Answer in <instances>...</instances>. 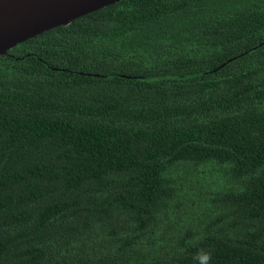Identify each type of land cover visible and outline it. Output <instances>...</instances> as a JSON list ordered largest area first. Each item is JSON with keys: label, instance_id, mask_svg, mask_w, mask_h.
Returning <instances> with one entry per match:
<instances>
[{"label": "trees", "instance_id": "16d2710c", "mask_svg": "<svg viewBox=\"0 0 264 264\" xmlns=\"http://www.w3.org/2000/svg\"><path fill=\"white\" fill-rule=\"evenodd\" d=\"M264 264V0H116L0 54V264Z\"/></svg>", "mask_w": 264, "mask_h": 264}, {"label": "water", "instance_id": "95a60500", "mask_svg": "<svg viewBox=\"0 0 264 264\" xmlns=\"http://www.w3.org/2000/svg\"><path fill=\"white\" fill-rule=\"evenodd\" d=\"M116 0H0V54L50 27Z\"/></svg>", "mask_w": 264, "mask_h": 264}, {"label": "clouds", "instance_id": "9594fccd", "mask_svg": "<svg viewBox=\"0 0 264 264\" xmlns=\"http://www.w3.org/2000/svg\"><path fill=\"white\" fill-rule=\"evenodd\" d=\"M194 264H212V252L207 248H199L194 257Z\"/></svg>", "mask_w": 264, "mask_h": 264}]
</instances>
